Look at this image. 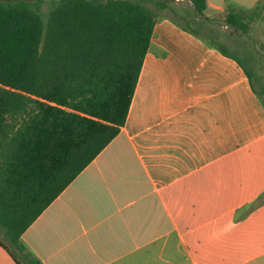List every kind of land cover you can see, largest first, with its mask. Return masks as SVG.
I'll return each instance as SVG.
<instances>
[{"label":"crops","instance_id":"crops-1","mask_svg":"<svg viewBox=\"0 0 264 264\" xmlns=\"http://www.w3.org/2000/svg\"><path fill=\"white\" fill-rule=\"evenodd\" d=\"M22 239L43 264H264V105L245 70L163 16L125 126ZM0 264H16L1 246Z\"/></svg>","mask_w":264,"mask_h":264},{"label":"trees","instance_id":"trees-1","mask_svg":"<svg viewBox=\"0 0 264 264\" xmlns=\"http://www.w3.org/2000/svg\"><path fill=\"white\" fill-rule=\"evenodd\" d=\"M11 1H0V246L16 264H43L23 233L125 126L163 16L145 0H52L46 16L43 0ZM187 2L195 9L156 5L238 62L264 105V85L229 51L207 0ZM225 12L223 24L248 35L264 20V0Z\"/></svg>","mask_w":264,"mask_h":264},{"label":"rangeland","instance_id":"rangeland-1","mask_svg":"<svg viewBox=\"0 0 264 264\" xmlns=\"http://www.w3.org/2000/svg\"><path fill=\"white\" fill-rule=\"evenodd\" d=\"M6 3H11V0H0ZM16 1V0H14ZM20 1H28V2H35L37 0H20ZM158 1H165L169 5L178 4L182 6L184 9L191 8V4L187 2V0H180L183 3H180L178 0H145L146 4L150 6L158 16H168L170 18H174L177 20H181L175 13L167 8L161 9L159 8L156 3ZM244 2V3H242ZM228 3L235 4L239 7H243L246 9H250L247 1H234V0H227L225 2V6ZM52 7V0H43L42 3V13L46 16L50 8ZM225 10L223 12H215L212 10H208L206 12V16L210 19L216 20L217 24H219L225 33L222 34L224 41L227 42L229 51L238 54L242 60L244 61L245 65L252 73L255 82L258 85H264V53L260 51L259 44L264 42V20H258L257 22L253 23L250 28V32L248 35L239 32L235 28L232 27H223V19L225 17ZM161 18H159L160 20ZM259 52V54L257 53Z\"/></svg>","mask_w":264,"mask_h":264},{"label":"water","instance_id":"water-1","mask_svg":"<svg viewBox=\"0 0 264 264\" xmlns=\"http://www.w3.org/2000/svg\"><path fill=\"white\" fill-rule=\"evenodd\" d=\"M180 3H183V1H180V0H178ZM192 8H194L195 9V6H191ZM223 27L225 28L226 26L225 25H223Z\"/></svg>","mask_w":264,"mask_h":264}]
</instances>
